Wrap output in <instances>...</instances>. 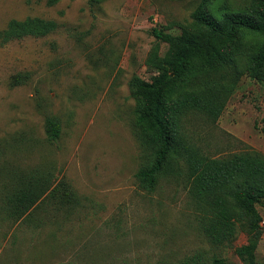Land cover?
I'll use <instances>...</instances> for the list:
<instances>
[{"label": "rangeland", "instance_id": "rangeland-1", "mask_svg": "<svg viewBox=\"0 0 264 264\" xmlns=\"http://www.w3.org/2000/svg\"><path fill=\"white\" fill-rule=\"evenodd\" d=\"M199 1L0 0V33L9 20L57 24L46 37L0 44V264H185L194 256L264 264V200L255 251L240 256L245 227L220 247L204 238L182 163L181 175H162L151 192L135 177L144 153L129 82L157 74L145 61L155 44L160 57L167 45L152 30L179 35ZM17 74L27 82L14 86ZM263 108L264 81L244 76L217 121L191 112L182 131L209 158L264 156ZM47 117L60 124L55 143L46 139ZM35 169L63 180L74 198L46 196L15 218L5 198L12 175Z\"/></svg>", "mask_w": 264, "mask_h": 264}, {"label": "trees", "instance_id": "trees-1", "mask_svg": "<svg viewBox=\"0 0 264 264\" xmlns=\"http://www.w3.org/2000/svg\"><path fill=\"white\" fill-rule=\"evenodd\" d=\"M218 1L200 0L190 15L191 22L180 25L179 35L166 29L152 30L156 42L166 44L167 51L160 57L155 44L145 65L157 74L150 81L132 76L129 82L135 102L134 130L144 153V165L135 177L142 190L151 192L162 175H181L182 163L204 238L220 247L235 239L238 227L243 226L248 244L236 250L243 256L254 253L261 234L262 219L256 206L264 200V156L245 152L209 158L182 131V119L191 112L217 121L240 78L264 81V0H224L215 5ZM56 29L51 20H9L0 33V44L43 38ZM28 78L17 74L12 84L22 85ZM59 128L56 118H46L49 142L58 141ZM261 131L264 134V127ZM12 178L16 186L5 198L12 216L18 219L46 196L74 198L69 186L54 180L49 171L35 169L14 173ZM199 261V256H194L185 264H201ZM211 264L223 263L215 260Z\"/></svg>", "mask_w": 264, "mask_h": 264}]
</instances>
